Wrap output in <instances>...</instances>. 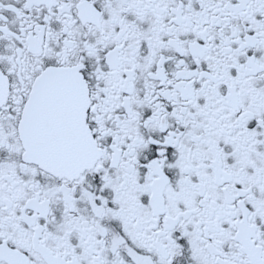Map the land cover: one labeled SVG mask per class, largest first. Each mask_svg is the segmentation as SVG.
<instances>
[{
	"label": "snow or ice",
	"instance_id": "1",
	"mask_svg": "<svg viewBox=\"0 0 264 264\" xmlns=\"http://www.w3.org/2000/svg\"><path fill=\"white\" fill-rule=\"evenodd\" d=\"M0 264H264V0H0Z\"/></svg>",
	"mask_w": 264,
	"mask_h": 264
}]
</instances>
